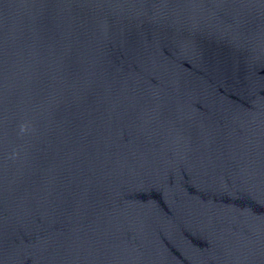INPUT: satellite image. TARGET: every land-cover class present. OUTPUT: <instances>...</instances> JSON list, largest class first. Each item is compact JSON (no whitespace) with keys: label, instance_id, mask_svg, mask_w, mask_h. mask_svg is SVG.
<instances>
[{"label":"water","instance_id":"95a60500","mask_svg":"<svg viewBox=\"0 0 264 264\" xmlns=\"http://www.w3.org/2000/svg\"><path fill=\"white\" fill-rule=\"evenodd\" d=\"M0 264H264V0H0Z\"/></svg>","mask_w":264,"mask_h":264}]
</instances>
